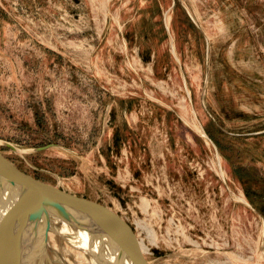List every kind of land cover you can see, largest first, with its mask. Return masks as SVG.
Returning a JSON list of instances; mask_svg holds the SVG:
<instances>
[{"label": "rangeland", "instance_id": "374dc122", "mask_svg": "<svg viewBox=\"0 0 264 264\" xmlns=\"http://www.w3.org/2000/svg\"><path fill=\"white\" fill-rule=\"evenodd\" d=\"M0 152L150 264H264V0H0Z\"/></svg>", "mask_w": 264, "mask_h": 264}, {"label": "water", "instance_id": "95a60500", "mask_svg": "<svg viewBox=\"0 0 264 264\" xmlns=\"http://www.w3.org/2000/svg\"><path fill=\"white\" fill-rule=\"evenodd\" d=\"M2 144L17 151L10 143ZM64 228L89 237L87 247L72 246L93 258L104 257L109 264H150L134 231L115 213L28 175L0 152V264H51L48 233L67 239ZM34 231L43 232L41 249Z\"/></svg>", "mask_w": 264, "mask_h": 264}, {"label": "bare ground", "instance_id": "6f19581e", "mask_svg": "<svg viewBox=\"0 0 264 264\" xmlns=\"http://www.w3.org/2000/svg\"><path fill=\"white\" fill-rule=\"evenodd\" d=\"M63 234H67V237L72 238L73 240H75V243H78L79 245L83 246V247H87L88 242H89V237L85 234L82 233H72L70 230H67L66 228L62 229L61 231ZM33 235H35L34 237L37 238L38 242H37V248L41 249L42 248V240H43V232L41 231H34ZM51 233H48V247L52 249L51 245H50V237H51ZM78 256L80 257V261L79 262H84L86 264H109L104 257H91L88 254L84 253V252H78Z\"/></svg>", "mask_w": 264, "mask_h": 264}]
</instances>
